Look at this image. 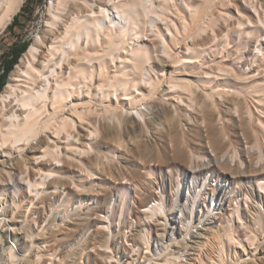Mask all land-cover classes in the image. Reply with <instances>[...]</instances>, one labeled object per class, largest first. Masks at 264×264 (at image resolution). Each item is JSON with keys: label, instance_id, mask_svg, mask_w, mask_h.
I'll return each mask as SVG.
<instances>
[{"label": "bare ground", "instance_id": "6f19581e", "mask_svg": "<svg viewBox=\"0 0 264 264\" xmlns=\"http://www.w3.org/2000/svg\"><path fill=\"white\" fill-rule=\"evenodd\" d=\"M22 2L0 0V32L12 20ZM152 4L153 0H54L49 6L46 31L42 36L36 35L28 45L0 91V204L3 206L0 222L7 227L18 225L13 226L16 232L10 234L9 260H3L1 253L0 264H55L56 254L51 248L42 250L39 237L32 238V241L28 239L33 231L28 228L25 218H17L14 224L5 221L8 209L13 204L16 208L19 206L20 196L44 198L47 193L63 187L62 175L74 167V162L84 165L80 158L92 153L94 139L100 132L113 142L122 139L115 133V125L125 121L123 114L131 123L137 122L135 113L144 121L143 105L150 109L148 124L152 126L166 115V105H173L175 101L178 104L185 102L190 107L198 104L202 107L205 101L214 103L225 95L240 97L239 83L244 78L229 67L208 66V69L197 72L194 78L189 76L192 73L180 70L162 77L151 75L150 72L155 71L152 59L158 53L165 57H160L161 70L172 66L169 62L172 58L176 66L181 67L196 61L198 42H186V51H182L179 49L180 38L186 41L195 34L198 39L203 32L198 24L205 14L186 2L188 15L178 23L173 19L166 23L170 35L168 42L154 23L159 15L150 18ZM251 8L252 19L248 18V25H264V7L252 3ZM109 10L115 15L111 16ZM244 23L238 22V27ZM148 25L150 31L160 38V44L154 45L156 53L144 45L136 48L130 45L133 36L137 40L144 39ZM179 34L180 38L176 37ZM257 47L260 51V44ZM180 52L186 55H179ZM250 87L254 101L260 104L264 84L253 83ZM111 96L116 99L115 104L99 100L104 97L109 101ZM97 121H101L100 127ZM106 122H112V125H105ZM260 129L264 133V126ZM225 135L213 134L209 146L214 154L206 163L232 169L229 160H235L234 169L238 173L259 175V170L264 169V158L259 154L255 163L251 158L247 161L235 158L236 148L226 147L231 139ZM28 152L31 156L27 155ZM145 154L142 149L139 151V155ZM258 163L259 169L255 167ZM243 164L244 168L240 170ZM144 165L147 167V163ZM89 176L87 172L84 177ZM151 176V169L143 174L142 181H137L134 172L124 176L127 182L135 186L139 182L144 188L143 196L136 202L144 203L149 199L152 202L137 211L138 216H144L140 224L142 231L146 232L142 239L147 250H138L132 255L123 252L117 264H180L186 261L183 257L190 255L193 247L196 255L191 257L190 264H242L260 250L264 240L256 237L253 227L264 220L263 177L257 179L254 196L245 199L252 208V219L248 216L251 225L244 228L248 222L241 218L236 205L232 208L238 222L234 230L226 225L230 219L220 211L222 201L206 212L198 209L196 198L204 202L209 198L214 200L215 188L211 193L203 190L199 195L198 192L193 199L189 196L190 185L185 183L182 189L178 185L169 203L167 198H157L155 191L150 190L154 182ZM71 183L79 187L73 181ZM187 204L191 206L190 211ZM90 208L92 211L106 209L103 205ZM224 240L226 249H219ZM14 243L21 245L18 252L13 249ZM244 254L249 256L243 258ZM99 262L108 264L107 257Z\"/></svg>", "mask_w": 264, "mask_h": 264}, {"label": "rangeland", "instance_id": "374dc122", "mask_svg": "<svg viewBox=\"0 0 264 264\" xmlns=\"http://www.w3.org/2000/svg\"><path fill=\"white\" fill-rule=\"evenodd\" d=\"M29 1L33 3L32 15L20 17L9 29L7 26L11 20L0 32V81L4 78L7 82L16 65L5 76L2 68L10 59L11 48L23 42L30 44L36 35L42 36L46 31L48 9L54 0ZM186 2L190 3L191 7L205 12L198 24L199 28H203L198 39L194 34L183 41L180 38L181 33L176 35L182 41L179 46L182 51H186V42H198L196 61L181 67L176 66L172 58L169 61L172 66L161 70L162 55L158 53L157 57L152 59L155 71L152 70L151 75L162 77L180 70L192 73L193 76H189L194 78L197 72L208 69V66L229 67L244 78L239 83L240 97L225 95L223 98H217L214 103L205 101L202 107L199 104L190 107L185 102L178 104L175 101L173 105H166V115L161 116L152 126L148 124L150 109L141 105L145 110V120L135 113L137 122L131 123L126 119L129 117L123 114L125 121L115 125V133L122 139L116 142L104 137L100 132L97 139H94L92 153L80 158L84 165L74 162V167L71 166L62 175L60 181L65 184L58 188L57 192L47 193L44 198L20 196L19 206L16 208L14 204L11 205L5 221L14 224L17 218H25L28 228L33 231L28 239L32 241V238L39 237L38 244L42 250L51 248L56 254L55 264H73L74 260L75 264H103L99 260L104 257H107L108 264H117L123 252L132 255L138 250H147L142 239V234L146 236V232L142 231L140 224L144 216H138L137 211L144 209L143 206L152 200L136 202L143 196L144 188L139 182L135 186L124 178L134 172L136 179H139L137 181H142L147 169H151V179L154 180L150 190L155 191L157 198H167L170 203L178 185L179 189H182L185 183L190 185L189 196L193 199L198 192L199 195L203 190L211 193L212 188H215L214 200L209 198L204 202L196 198L198 209L206 212L209 207H214L222 201L220 211L225 212L227 219H230L226 225L235 230L238 222L232 208L237 205L239 215L248 222L244 228L251 225L248 216L252 219V208L250 202L245 199L254 196V187L259 177L264 178V169L259 170V175L252 172L242 175L234 169L235 160H229L232 169L221 168L217 164L210 166L206 162L208 157L214 154L209 145L215 132L226 134L231 139L226 147L235 146V158H243V161L251 158L254 163L258 161L259 154L264 158V133L260 129V126H264V96L260 104H257L250 87L253 83L264 84V25H248V18L252 19L251 4L256 3L257 6L264 7V0H169L165 3L164 0H153L150 18L159 15L154 23L168 42L170 35L166 30V23L170 19L178 23L188 15ZM109 11L111 16L115 15L114 11ZM240 21L246 22L241 28L238 27ZM149 25L144 39L137 40L133 36L130 45L134 48L144 45L156 53L154 45L160 44V38L150 31ZM247 31H250L249 34ZM259 44L260 51L257 47ZM179 55L186 54L180 52ZM106 99L99 98L103 102H116L112 96L109 101ZM101 124V121H97L98 127ZM105 125H112V122H106ZM141 149L146 153L144 156L139 155ZM243 150L250 152L244 153ZM27 155L31 156V153L28 152ZM104 155L108 157L103 158ZM144 163H147V167ZM196 163L203 164L194 166ZM259 164L255 165L257 169ZM240 168L242 170L244 164ZM87 172L90 176L84 177ZM72 181L79 187L73 185ZM187 191L188 187L185 194ZM230 202L232 204L228 207ZM102 205L106 209L92 211L90 208ZM2 207L0 204V209ZM187 210H191L188 204ZM13 226L18 225L7 227L0 222V254L2 253L5 261L9 260L10 234L16 232ZM253 228L256 237L264 240V220L259 225L255 223ZM225 241L219 244V249H226ZM13 246L16 252L21 247L19 243H14ZM192 249L190 255L183 257L186 261L183 260L180 264H190L191 257L196 255L195 247ZM247 256L249 255L244 254L243 258ZM245 260L242 264H264V243L258 252H254V257L249 256Z\"/></svg>", "mask_w": 264, "mask_h": 264}, {"label": "trees", "instance_id": "16d2710c", "mask_svg": "<svg viewBox=\"0 0 264 264\" xmlns=\"http://www.w3.org/2000/svg\"><path fill=\"white\" fill-rule=\"evenodd\" d=\"M33 13V3H31L29 0H25L22 6L20 7L19 12H17L13 18L10 24H8V28L11 29L12 26L16 23V21L20 17H30ZM29 45V42H23V44L19 46H13L10 51V59L8 60L7 64H5L2 68L3 73L8 75V73L13 69L14 65L18 62V59L20 56L26 51L27 47ZM5 81L4 78L0 81V90L4 86Z\"/></svg>", "mask_w": 264, "mask_h": 264}]
</instances>
